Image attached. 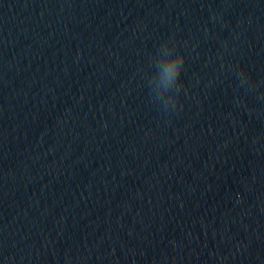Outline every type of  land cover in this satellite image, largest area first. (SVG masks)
Masks as SVG:
<instances>
[{
  "label": "water",
  "instance_id": "1",
  "mask_svg": "<svg viewBox=\"0 0 264 264\" xmlns=\"http://www.w3.org/2000/svg\"><path fill=\"white\" fill-rule=\"evenodd\" d=\"M0 264H264V0H0Z\"/></svg>",
  "mask_w": 264,
  "mask_h": 264
},
{
  "label": "clouds",
  "instance_id": "2",
  "mask_svg": "<svg viewBox=\"0 0 264 264\" xmlns=\"http://www.w3.org/2000/svg\"><path fill=\"white\" fill-rule=\"evenodd\" d=\"M185 56L183 53H179L175 58L171 59L166 67L163 69V75L167 82L173 83L180 78L181 71L183 69ZM177 104H173L172 108L175 109ZM182 107V105H181Z\"/></svg>",
  "mask_w": 264,
  "mask_h": 264
}]
</instances>
